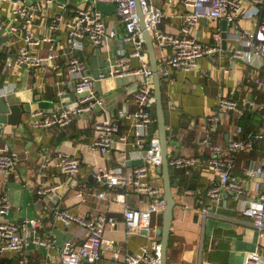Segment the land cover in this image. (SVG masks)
I'll list each match as a JSON object with an SVG mask.
<instances>
[{
    "label": "built area",
    "instance_id": "obj_1",
    "mask_svg": "<svg viewBox=\"0 0 264 264\" xmlns=\"http://www.w3.org/2000/svg\"><path fill=\"white\" fill-rule=\"evenodd\" d=\"M99 4L114 5L123 26L111 20L110 15L99 9ZM139 4L154 45L161 49L158 66L162 81L169 80L174 71L188 72L198 67L206 56L222 51L224 28L217 27L213 33L214 43L205 42L199 36L204 19H226L228 28H235L230 37L240 47L234 50L232 57L248 62L264 60V0H139ZM6 5L10 6V11L5 10ZM171 15L178 19V24L174 30L163 29L162 25ZM246 20L252 21L253 25H243ZM64 34L68 45L78 52L84 50L86 42L108 52L116 40L121 42V47L116 55L107 58V74H101L98 78L88 73L90 67L80 56L71 59L67 68L73 77L76 105L60 103L54 111L34 110L30 116L35 120V127L43 129H63L72 125L77 117L87 116L96 139L92 148L105 155L113 151L122 153V159L114 168L101 167L93 172L96 180L107 186V189H101L96 194L100 199L113 196L118 204L123 205L130 234L138 235L147 230L148 242L142 244L138 251L125 254L122 264H162L161 238L157 235L161 224L155 225L153 220L156 215L162 217L165 192L163 184L154 181L152 170L162 164L163 156L156 120L154 71L144 46L138 1L0 0V39L8 37L5 42L0 40V52L8 55L9 67L38 69L51 63L57 69L60 54L55 48V42L58 35ZM43 43L47 44V52L41 54L31 50ZM134 60L137 63L133 65ZM127 76L142 78L132 97L133 105L136 104L138 108L132 111L127 106L117 109L116 113H110L104 95L99 92L96 84L105 77ZM255 81L261 84L258 78ZM65 92V89H60L59 96ZM127 102L130 103L129 100ZM248 104L251 108L259 109L254 100ZM231 110L241 111L239 102L220 96L219 112L209 116L206 124H203L208 137L206 142L210 146L207 160L196 155L172 154L170 166L172 169L187 171L195 167L210 168L217 177V182L207 189L212 202L219 203L225 193H234L239 211L264 234V190L257 199L247 198L243 184L233 172L237 155L251 154L255 150L256 140L264 139V131L249 138L231 140L226 145L216 141L214 133L224 119L221 113ZM238 131H242L241 126ZM58 152L61 173L70 176L72 181L70 184L59 182L47 185L39 188L37 194L53 203V213L64 226L78 225L83 230L79 243L66 240L62 245L61 263L108 264L102 263L105 229L109 225L115 226L116 221L105 213L82 216L70 208L55 205L62 198L59 191L65 187L74 188L73 182L78 181L82 171L80 158L67 151ZM17 162L13 151L9 153L8 150H0V257L12 252L22 253L31 244L48 246L56 243L54 239L45 240L40 236L29 235V231L26 234L22 232V229L27 230V225L33 229L38 227L41 219L29 217L21 221V216L18 220L11 218L13 208L7 194V185L11 176H20ZM245 172L251 180L260 181L264 189V160L262 163L252 162ZM76 194L79 198L85 195L82 192ZM132 195L145 196L146 206H132ZM205 213L210 215L211 212L206 209ZM115 258L118 259L119 255L116 254ZM245 264H264V255L258 250L248 252Z\"/></svg>",
    "mask_w": 264,
    "mask_h": 264
},
{
    "label": "crops",
    "instance_id": "obj_2",
    "mask_svg": "<svg viewBox=\"0 0 264 264\" xmlns=\"http://www.w3.org/2000/svg\"><path fill=\"white\" fill-rule=\"evenodd\" d=\"M5 10L10 11L6 5ZM172 14V12H170ZM113 21L120 27L123 23L114 11L110 14ZM173 15L166 19L163 29H172L178 24ZM243 25L251 27L252 21H243ZM222 28V21L202 23L199 36L203 41L214 43L213 33L217 27ZM45 26L43 27V30ZM36 31H43L35 29ZM235 28L229 27V33ZM7 41L8 37H2ZM22 43V42H21ZM23 44V43H22ZM222 45V44H221ZM228 48L206 56L199 62V66L185 71H174L169 80H164V102L168 138L170 139L169 154L196 155L207 160L210 156V146L207 144V134L203 130L208 117L218 113L220 96H227L239 102L240 110H231L221 113L223 121L219 125L215 140L225 145L234 139L249 138L251 134L264 131V60L255 59L254 62L235 59L234 50L239 48L233 38L229 36ZM121 42L116 40L110 45L111 51L94 48L86 42L84 50H74L68 45L66 34L57 36L55 48L59 52L57 62L59 67L52 64L42 68H19L8 66V55L0 52V99L10 103L25 105L28 110L23 116L25 124L21 125L18 135L24 138L15 139L13 129L9 125L8 133L0 137V150L13 151L18 159L19 177L11 176L14 181L7 189L12 204L11 218L21 221L29 217L41 219L40 225L33 229L27 225L29 235L40 236L45 240H55V245L31 244L22 253H15L0 257L12 260V264H62L60 251L66 240H75L79 243L83 232L78 225L64 226L53 213V203L37 194L39 188L55 183L70 184L72 178L63 175L59 168L58 151H67L81 159L82 171L74 188L65 187L58 202L60 208H70L80 215L91 216L105 213L116 221L115 226L105 229L106 242L102 263L122 264L127 253L138 251L142 244L148 242L147 234H130L127 229L125 211L122 204L113 198H99L97 192L107 189L92 174L101 167L112 169L120 159L122 153L113 151L105 155L92 148L95 133L88 122L87 116L77 117L68 127L37 128L30 112L34 110L54 111L61 104L76 105L73 77L69 73L67 64L75 57H81L90 67L88 73L98 78L107 74V58L116 55ZM223 47V46H222ZM36 53L47 52V44L32 47ZM100 54L103 62L98 65V73L93 67ZM158 54V53H157ZM158 58L160 56L158 55ZM137 63L134 60L133 65ZM258 78L261 84L255 81ZM142 78L136 76L105 77L97 82V89L104 95L110 113L117 109L130 107L132 111L138 108L133 105V96L140 86ZM66 92L59 96V90ZM130 101V103L127 102ZM254 100L259 109L249 107ZM61 103V104H60ZM242 112V113H241ZM242 131H238V127ZM29 132H33L31 137ZM7 140L9 143L4 142ZM255 150L249 153H239L234 168V176L243 184L247 198L257 199L264 190L258 180H251L245 172L252 162L262 163L264 160V139L256 140ZM154 181L163 184V175L152 170ZM174 181L177 187L173 189L177 199L175 216L172 226V237L169 249V264H245L248 252L259 251L264 255V234L253 225L251 219L245 217L237 208L238 202L232 192L228 198L224 194L219 203H213L207 189L217 182L215 173L210 168H191L187 170L174 169ZM92 177V178H91ZM76 192H82L79 198ZM145 196L132 195L130 204L146 206ZM23 209L27 218L23 219ZM210 210V215L205 210ZM161 224V218L156 215L153 224ZM119 258L116 259L115 255ZM206 261L205 263H203Z\"/></svg>",
    "mask_w": 264,
    "mask_h": 264
},
{
    "label": "water",
    "instance_id": "obj_3",
    "mask_svg": "<svg viewBox=\"0 0 264 264\" xmlns=\"http://www.w3.org/2000/svg\"><path fill=\"white\" fill-rule=\"evenodd\" d=\"M138 1V11L140 12V27L144 33L145 43L144 46L147 48L149 54L150 66H152L154 71V84H155V102H156V120H157V129L158 135L161 139L162 146V164L157 167V170L160 174L163 175L164 179V211L162 214L161 226L157 229V235L161 238L162 246V264H169V249H170V240L172 237V226L175 216V207L177 205V199L173 192V189L177 187V182L174 181V169L170 166L169 148H170V139L168 138V129H167V120H166V109L164 102V84L162 77L159 73L158 66V54L154 45L153 37L150 31L147 29L144 12ZM206 22V19L203 20ZM222 28L223 32V42L222 50L228 48L227 41L230 36L229 28L227 25V20L223 19ZM28 110L25 109V105H20L16 103H10L9 100L4 98L0 99V137L8 133L7 128L9 125L15 126L13 129L14 138L17 140L19 138H24L18 135L19 127L24 123L23 116L27 113ZM31 137L34 136L33 132H29ZM153 134V131L151 132ZM4 142L9 143L7 140ZM93 177V175H92ZM91 177V178H92ZM229 193L226 194L228 198ZM142 233L147 234V230H144Z\"/></svg>",
    "mask_w": 264,
    "mask_h": 264
},
{
    "label": "rangeland",
    "instance_id": "obj_4",
    "mask_svg": "<svg viewBox=\"0 0 264 264\" xmlns=\"http://www.w3.org/2000/svg\"><path fill=\"white\" fill-rule=\"evenodd\" d=\"M98 7H99V9L103 10L104 13H107L108 15L112 14V12L115 9V6L114 5H110V4H99ZM253 21H255V18L253 19ZM155 48L157 50L158 55L161 57V49L157 45H155ZM101 62H103V60L101 59L100 54H98V57L95 60L93 59V67L95 68V71L97 73H98V65ZM13 182L14 181H12V180L10 181V183L7 185V189L8 188L10 189V187H11ZM22 213H23L22 214L23 215V219H26L27 218V212L23 209ZM161 219H162V217H161ZM205 262L206 261H204L203 263H205Z\"/></svg>",
    "mask_w": 264,
    "mask_h": 264
},
{
    "label": "trees",
    "instance_id": "obj_5",
    "mask_svg": "<svg viewBox=\"0 0 264 264\" xmlns=\"http://www.w3.org/2000/svg\"><path fill=\"white\" fill-rule=\"evenodd\" d=\"M256 133H254V134H251L250 136H252V135H255ZM246 138V137H245ZM2 264H12V260H7V259H5L4 261H2Z\"/></svg>",
    "mask_w": 264,
    "mask_h": 264
}]
</instances>
